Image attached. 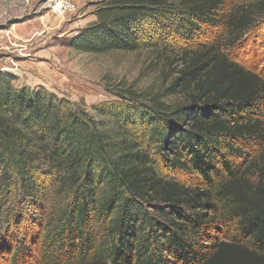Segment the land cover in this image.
<instances>
[{"label":"trees","instance_id":"obj_1","mask_svg":"<svg viewBox=\"0 0 264 264\" xmlns=\"http://www.w3.org/2000/svg\"><path fill=\"white\" fill-rule=\"evenodd\" d=\"M228 6L103 0L74 50L179 52L97 118L0 73V264H264V68L239 60L264 0ZM218 26L225 50L195 41Z\"/></svg>","mask_w":264,"mask_h":264},{"label":"rangeland","instance_id":"obj_2","mask_svg":"<svg viewBox=\"0 0 264 264\" xmlns=\"http://www.w3.org/2000/svg\"><path fill=\"white\" fill-rule=\"evenodd\" d=\"M102 1L73 0L75 12L61 16L51 0H0V73L9 75L16 89L53 94L58 99L68 100L75 108L90 112L95 118L94 108L99 104L123 102L113 93L118 87H131L147 94L161 90L164 74L177 69L178 65L173 63L178 57L176 49L167 47L166 52L162 47H142L133 52L113 50L85 54L70 46L81 30L96 22V12ZM250 1L227 0L228 12ZM261 18L258 17L256 26L241 36L242 41L248 40V46L239 60L246 66L252 63L255 70L264 68V22ZM27 26L35 27V37L30 41L17 40L20 28ZM227 33L224 26L213 31L203 27L195 41L203 43L204 40L212 42L214 37L222 38V50H225ZM16 41L18 45H12ZM165 102L178 104L182 100L168 97ZM228 234L221 228L218 238L226 239ZM34 254L40 261L42 252Z\"/></svg>","mask_w":264,"mask_h":264},{"label":"built area","instance_id":"obj_3","mask_svg":"<svg viewBox=\"0 0 264 264\" xmlns=\"http://www.w3.org/2000/svg\"><path fill=\"white\" fill-rule=\"evenodd\" d=\"M54 9L61 15L65 16L75 12L76 7L73 0H51Z\"/></svg>","mask_w":264,"mask_h":264},{"label":"crops","instance_id":"obj_4","mask_svg":"<svg viewBox=\"0 0 264 264\" xmlns=\"http://www.w3.org/2000/svg\"><path fill=\"white\" fill-rule=\"evenodd\" d=\"M19 32L20 34L18 35L17 40L30 41L35 37L37 30H35V27L33 26H27L24 28H20ZM12 45H18V41L12 43Z\"/></svg>","mask_w":264,"mask_h":264}]
</instances>
